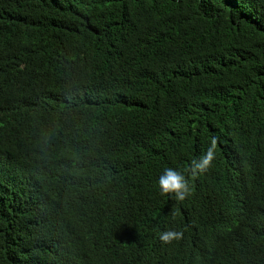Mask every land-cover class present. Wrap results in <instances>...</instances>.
<instances>
[{"label": "trees", "instance_id": "1", "mask_svg": "<svg viewBox=\"0 0 264 264\" xmlns=\"http://www.w3.org/2000/svg\"><path fill=\"white\" fill-rule=\"evenodd\" d=\"M0 29L34 69L0 109V264H264V231L215 247L193 217L219 196L224 215L264 214V0H0ZM63 63L91 66L92 96L52 119ZM169 167L183 201L160 191Z\"/></svg>", "mask_w": 264, "mask_h": 264}, {"label": "clouds", "instance_id": "2", "mask_svg": "<svg viewBox=\"0 0 264 264\" xmlns=\"http://www.w3.org/2000/svg\"><path fill=\"white\" fill-rule=\"evenodd\" d=\"M3 35V30L0 29V109L13 110L28 91V83L20 86L18 83L15 85V81L18 76L23 75L26 82H28L34 73V69L26 67L27 61L25 59L18 61L6 59V45L10 43V40H2ZM90 69V65L84 66L81 63H75L68 67L63 63L56 67L55 71H52L53 74L50 78H57L61 82L65 97L61 101L52 98L55 104H59V107L54 110H48V116L55 119L70 109L75 113L88 104L87 102L92 96L90 80L88 78ZM39 73L42 80L46 81L50 79L43 77L40 68ZM63 104L65 105L63 106ZM88 106L90 105L88 104ZM42 107L44 108V105L41 106L43 114L45 110ZM212 143H216L215 139H213ZM214 159V149L209 148L203 157L193 162V175L207 171ZM158 184L162 194L174 196L179 201L185 200L191 191L187 177L172 167L164 169L163 173L159 176ZM207 204L208 202H204L201 206L195 208V215L193 217L203 221L204 226L201 228L203 229L201 232L210 238L211 241L209 243L212 246H224L225 241L222 240L227 238L232 231L243 232L245 229L248 231L256 230L257 232L264 231V214L256 215L255 220H251V216L249 218L237 219L231 215H224L221 211V196L218 198L216 211L212 217L209 220H204L203 214ZM143 225L144 228L149 226L144 223ZM182 235L183 233L180 231H162L158 234V239L164 243H170L174 239L178 240L182 238ZM218 261L219 258L216 257L213 261L210 260V264H218ZM155 264L158 263L155 262Z\"/></svg>", "mask_w": 264, "mask_h": 264}]
</instances>
